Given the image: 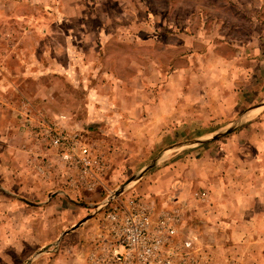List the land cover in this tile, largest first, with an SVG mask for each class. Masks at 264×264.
Listing matches in <instances>:
<instances>
[{"label": "rangeland", "instance_id": "374dc122", "mask_svg": "<svg viewBox=\"0 0 264 264\" xmlns=\"http://www.w3.org/2000/svg\"><path fill=\"white\" fill-rule=\"evenodd\" d=\"M262 102L264 0H0V184L42 201L0 188V259L86 264L139 198L175 214V264H264ZM53 126L105 156L103 186L75 189Z\"/></svg>", "mask_w": 264, "mask_h": 264}, {"label": "built area", "instance_id": "2783aa9c", "mask_svg": "<svg viewBox=\"0 0 264 264\" xmlns=\"http://www.w3.org/2000/svg\"><path fill=\"white\" fill-rule=\"evenodd\" d=\"M49 130L50 146L56 149L62 163L73 170L75 189L92 191L103 186L105 156L96 154L76 132L56 126ZM176 228L177 219L171 212L154 215L152 206L144 200H119L102 217L86 264H175L171 250L165 246L170 244Z\"/></svg>", "mask_w": 264, "mask_h": 264}, {"label": "water", "instance_id": "95a60500", "mask_svg": "<svg viewBox=\"0 0 264 264\" xmlns=\"http://www.w3.org/2000/svg\"><path fill=\"white\" fill-rule=\"evenodd\" d=\"M264 105V102H262V103H260V104H258L257 106H255V107H260V106H263ZM239 121V119L238 120H236L235 122H233L230 126H228L227 128H225V129H223V130H221V131H219V132H217L216 134H214L211 138H209V139H207V140H196L195 142H187L186 144H191V143H201V142H205V141H208V140H210V139H214V138H217V137H219V136H221V135H223V134H225L226 132H229L230 130H232L235 126H236V124H237V122ZM179 146H182V145H177V146H175V147H179ZM153 164H150L145 170H144V172L147 170V169H149L151 166H152ZM144 172H142V174L144 173ZM141 174V175H142ZM140 177V175L139 176H134V177H132V178H130L128 181H126L124 184H122L121 186H120V188H118L103 204H102V207L103 206H106L108 203H110V201L112 200V198L114 197V196H118L123 190H124V188L130 183V182H133V181H135V180H137L138 178ZM90 216H92V215H90ZM90 216H88V217H86V218H84V219H82L80 222H78L77 224H75L74 226H72L71 228H70V230H72V229H75L76 227H78L82 222H84V221H86L88 218H90ZM69 230H66V231H64L63 232V234H65V233H67Z\"/></svg>", "mask_w": 264, "mask_h": 264}, {"label": "crops", "instance_id": "0c3cea01", "mask_svg": "<svg viewBox=\"0 0 264 264\" xmlns=\"http://www.w3.org/2000/svg\"><path fill=\"white\" fill-rule=\"evenodd\" d=\"M131 122V121H130ZM132 123V125H137L135 122H131ZM237 124H238V122H237ZM236 124V125H237ZM23 184H25L24 185V187H21V189H25L26 190V188L28 187V185H31V183H27V182H25V183H21V185H23ZM9 185H11V184H9ZM0 188H2L4 191H5V194H7L6 196H9L10 197V199H11V197H12V199L15 201V200H19V201H21V202H23L25 205H29V206H31V208H37L40 204H41V202L42 201H30V200H28V199H25V198H22V197H19V198H17L16 197V195L15 194H13V193H11V192H9L8 190H6L7 188H4V186H2L1 184H0ZM36 188V187H35ZM31 189V188H30ZM39 194V193H38ZM53 194V193H52ZM48 197H51V194H50V192H48V195H47V198ZM46 198V199H47ZM46 201H48V200H46ZM40 207V206H39ZM5 217H6V214L4 215ZM7 220V222H10V215H8V218L6 219ZM81 228V226H79L77 229H75L74 231H72V232H69L68 233V235H70L71 233H76L75 235H78L79 234V229ZM20 230V229H19ZM16 235V234H15ZM18 237L19 238H21V233H20V231H19V235H18ZM77 255V254H76ZM11 252H10V250H9V248H8V250H7V252H6V257L3 255V257H2V259H0V261H2L1 263L2 264H9L10 263V260H11Z\"/></svg>", "mask_w": 264, "mask_h": 264}]
</instances>
